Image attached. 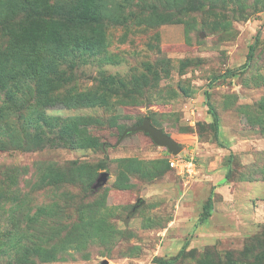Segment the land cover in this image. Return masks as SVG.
I'll return each instance as SVG.
<instances>
[{"label": "rangeland", "instance_id": "rangeland-1", "mask_svg": "<svg viewBox=\"0 0 264 264\" xmlns=\"http://www.w3.org/2000/svg\"><path fill=\"white\" fill-rule=\"evenodd\" d=\"M107 1L98 43L52 76L59 97L81 95L77 106L46 110L45 121L58 124L37 123L36 132L19 124L4 103L13 75L0 93V188L19 169L22 191L0 209V264H264V0ZM152 11L173 22H123ZM32 88L25 82L21 93ZM146 118L195 157V178L168 166L169 152L148 134L121 140ZM36 133L70 136L69 144L15 148ZM40 165L66 167L81 184L42 188ZM209 198L212 215L201 222Z\"/></svg>", "mask_w": 264, "mask_h": 264}, {"label": "trees", "instance_id": "trees-1", "mask_svg": "<svg viewBox=\"0 0 264 264\" xmlns=\"http://www.w3.org/2000/svg\"><path fill=\"white\" fill-rule=\"evenodd\" d=\"M103 3L108 4L109 2L107 0H0V29L4 34L3 37L8 40L7 44L0 46V78L3 76L7 78L4 87L0 84V93L7 90L8 77L13 75L12 87L16 91L8 93L4 103L9 106V109L17 111L21 121L19 124H22V127H32L33 124H36L33 127L36 132L37 123L49 121V119L45 121L46 110L59 104L67 107L77 106L81 95L71 99L59 97L52 76L54 72H57L62 62H66L75 53H84L88 45L98 43L99 21L102 19L101 13L104 11ZM119 7L121 6L119 5ZM113 18H111L113 22H121L119 17ZM171 19L172 16L169 14L152 11L149 18L140 13H131L124 18L123 22L135 21L140 24L148 21L147 23L150 24H164L169 21L173 22ZM253 54L254 45L251 46L247 62L242 68L246 69L250 65ZM236 73V70L232 71V75H236ZM20 82L22 84L19 86ZM25 82H32L35 85L34 89H29L28 98L21 93L20 89ZM18 92L21 93V97L27 99L26 103L23 101L19 103L16 98ZM205 97L208 100L209 94L206 93ZM208 107L209 114L214 120L216 134H218L220 118L209 101ZM51 119L48 124L51 126L58 124V117ZM71 121L74 120L69 119L68 122ZM69 128L70 126H63L62 130L65 129L68 132ZM35 135L36 137L25 139L15 148L22 152H32L44 147H52L56 143L69 144L70 136L63 138L58 135L54 138L43 139L38 133ZM61 135H65V133L61 132ZM2 147V142H0V149ZM42 169L41 165L36 167L34 174L35 178L39 177L42 188L81 184V181L70 173L71 171L68 173L66 167L52 169L49 173H42ZM16 170L7 173L8 180L0 188V209L4 208L8 202H20L19 193L22 192L19 189L20 174L18 172L20 170ZM75 177L79 178L80 176ZM16 206L9 208L11 218L17 214L18 207ZM213 208V200L209 198L204 207L205 212L201 222H205L211 217ZM30 221L32 220L30 219ZM182 253L183 251L180 252V255ZM159 264H172V262H160Z\"/></svg>", "mask_w": 264, "mask_h": 264}, {"label": "water", "instance_id": "water-1", "mask_svg": "<svg viewBox=\"0 0 264 264\" xmlns=\"http://www.w3.org/2000/svg\"><path fill=\"white\" fill-rule=\"evenodd\" d=\"M139 132H143L151 136L154 143L159 147L166 148L169 154L176 156L179 155L183 150L182 147L179 146V144L174 139L166 135L163 130H160L153 126L150 118H146L141 125H135L133 127L128 128L121 137V140L131 134ZM107 179L108 174L101 175L97 184L94 186L95 190H98L100 187L105 185ZM102 264H108V261H104L102 262Z\"/></svg>", "mask_w": 264, "mask_h": 264}, {"label": "built area", "instance_id": "built-area-1", "mask_svg": "<svg viewBox=\"0 0 264 264\" xmlns=\"http://www.w3.org/2000/svg\"><path fill=\"white\" fill-rule=\"evenodd\" d=\"M167 160L169 166L181 177L192 179L198 174V164L194 156L170 154Z\"/></svg>", "mask_w": 264, "mask_h": 264}]
</instances>
